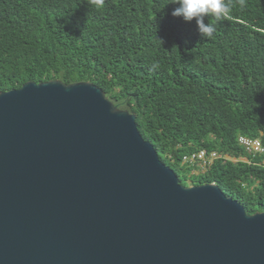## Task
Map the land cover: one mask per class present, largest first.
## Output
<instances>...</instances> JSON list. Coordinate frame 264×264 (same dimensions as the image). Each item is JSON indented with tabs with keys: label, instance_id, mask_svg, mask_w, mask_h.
Instances as JSON below:
<instances>
[{
	"label": "water",
	"instance_id": "1",
	"mask_svg": "<svg viewBox=\"0 0 264 264\" xmlns=\"http://www.w3.org/2000/svg\"><path fill=\"white\" fill-rule=\"evenodd\" d=\"M0 264H264V212L185 186L90 81L0 92Z\"/></svg>",
	"mask_w": 264,
	"mask_h": 264
},
{
	"label": "trees",
	"instance_id": "2",
	"mask_svg": "<svg viewBox=\"0 0 264 264\" xmlns=\"http://www.w3.org/2000/svg\"><path fill=\"white\" fill-rule=\"evenodd\" d=\"M204 38L172 0H0V92L25 83L90 81L137 126L183 185L217 183L248 213L264 212V0H226ZM153 64L158 65L153 69ZM217 151L191 175L183 157ZM185 173V174H183Z\"/></svg>",
	"mask_w": 264,
	"mask_h": 264
},
{
	"label": "clouds",
	"instance_id": "3",
	"mask_svg": "<svg viewBox=\"0 0 264 264\" xmlns=\"http://www.w3.org/2000/svg\"><path fill=\"white\" fill-rule=\"evenodd\" d=\"M93 2L97 5L102 4V0H93ZM172 2L178 5L172 11V15L182 17L186 22L195 20L201 36L209 39L213 37L216 29L215 25L205 22L206 18L227 17L231 8L226 0H172ZM152 67L155 69L158 65L153 64Z\"/></svg>",
	"mask_w": 264,
	"mask_h": 264
},
{
	"label": "built area",
	"instance_id": "4",
	"mask_svg": "<svg viewBox=\"0 0 264 264\" xmlns=\"http://www.w3.org/2000/svg\"><path fill=\"white\" fill-rule=\"evenodd\" d=\"M239 142L246 148L250 153H262L264 152V146L260 139H252L247 136H241L239 138ZM232 160L238 161L237 158H233L228 154H222L217 151H207L200 150L190 154H187L183 157L182 164L183 165H191L193 166V170L191 175L194 174H204L208 171V169L213 165V163L218 160Z\"/></svg>",
	"mask_w": 264,
	"mask_h": 264
},
{
	"label": "rangeland",
	"instance_id": "5",
	"mask_svg": "<svg viewBox=\"0 0 264 264\" xmlns=\"http://www.w3.org/2000/svg\"><path fill=\"white\" fill-rule=\"evenodd\" d=\"M183 174H185V173H183ZM188 183L190 184V185H193L192 183V181L191 180H188Z\"/></svg>",
	"mask_w": 264,
	"mask_h": 264
}]
</instances>
